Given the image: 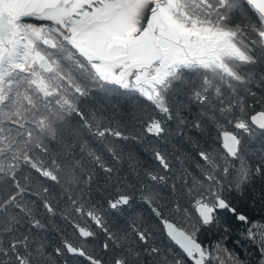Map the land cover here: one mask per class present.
Returning <instances> with one entry per match:
<instances>
[{"label":"snow or ice","instance_id":"snow-or-ice-1","mask_svg":"<svg viewBox=\"0 0 264 264\" xmlns=\"http://www.w3.org/2000/svg\"><path fill=\"white\" fill-rule=\"evenodd\" d=\"M257 79L264 0H0V264H264V218L224 197L264 178ZM225 210L243 259L197 239Z\"/></svg>","mask_w":264,"mask_h":264},{"label":"trees","instance_id":"trees-1","mask_svg":"<svg viewBox=\"0 0 264 264\" xmlns=\"http://www.w3.org/2000/svg\"><path fill=\"white\" fill-rule=\"evenodd\" d=\"M261 67L262 66L260 65L256 66L255 71L257 72V74H259ZM257 85H260V87L258 88ZM251 87L254 91H257L258 95L261 90H264V85H261L258 79ZM249 103H251L250 100ZM100 106L105 107L106 111L109 114L116 112L117 114L124 115L130 110L128 104L123 100H119L116 98L105 99L104 97L98 96L96 94H93L83 102V107H85L86 109L96 108ZM185 115L191 118V116L194 114H189L186 112ZM172 127L175 128L174 123L172 124ZM226 129L233 130L231 126H227ZM189 135H191L193 139H197L199 137V134L195 132H190ZM213 135H215V133H213ZM251 139L253 141L251 147H258L259 145L258 142L255 141V138L253 137ZM185 147H187V145H185ZM217 148L219 151H223V149L219 145H217ZM145 162L148 164V162L151 161L147 160V157H145ZM224 197L234 207L237 208L238 212L248 215L250 219L261 220L262 218H264V178H255L252 183H250L243 189H226L224 191ZM138 206L139 207H134V209L138 212H141L140 204H138ZM217 216V223L208 227H202L197 234V239L202 245H206V237H212L211 242H208L209 244L212 243V245H215L217 242H220L224 244L228 249L239 253L241 259L245 257L247 252L254 251V245L252 241L246 238V229L248 225L241 224L231 213L227 212L226 210L220 211ZM172 218L175 219L176 217ZM116 220V217L112 218L113 227L118 226ZM154 240L157 244L166 246V244L164 243L165 241H163L161 236L156 234ZM79 260L80 258H72L70 264H83V261L80 260L82 261L80 263L78 262Z\"/></svg>","mask_w":264,"mask_h":264},{"label":"flooded vegetation","instance_id":"flooded-vegetation-1","mask_svg":"<svg viewBox=\"0 0 264 264\" xmlns=\"http://www.w3.org/2000/svg\"><path fill=\"white\" fill-rule=\"evenodd\" d=\"M148 164H149V166H152V167L155 166L154 163H152V162H148ZM134 207H139V206H138V204H136V205H134ZM140 208H141V212L144 214V216H148V215H149V213H148V211H147V209H146L145 207H143L142 205H140ZM164 211H165V215H166L169 219H172V218H171V215H172V214L168 213L167 209H165ZM173 216H174V215H173ZM151 227L153 228V230L155 231V233H156L157 235L161 236V238L163 239V241H165L164 243L166 244V246L170 245V246H171L176 252H179L178 248H177L174 244H172V242L169 241V240L163 235V233H162V231H161V227H160L155 221H153ZM206 239H207V243H208V242H211L212 237H206ZM208 244H209V243H208Z\"/></svg>","mask_w":264,"mask_h":264},{"label":"rangeland","instance_id":"rangeland-1","mask_svg":"<svg viewBox=\"0 0 264 264\" xmlns=\"http://www.w3.org/2000/svg\"><path fill=\"white\" fill-rule=\"evenodd\" d=\"M29 22L40 23L39 21H33V20H31V19L29 20ZM150 167H152V166H150ZM172 217H175V216L171 215V218H172ZM172 219L175 220V219H177V218H175V219L172 218ZM177 222L179 223V221H177ZM181 225H182L181 227H187V225H184V224H181ZM210 245H212V243H211V244H208V245H207V243H206L205 246H210ZM91 248H92V246H89V250H92ZM80 260H81V259H80ZM80 260H79L78 262L81 263L82 261H80Z\"/></svg>","mask_w":264,"mask_h":264},{"label":"water","instance_id":"water-1","mask_svg":"<svg viewBox=\"0 0 264 264\" xmlns=\"http://www.w3.org/2000/svg\"><path fill=\"white\" fill-rule=\"evenodd\" d=\"M226 130H228V129H226ZM229 131H231V130H229ZM179 250V249H178Z\"/></svg>","mask_w":264,"mask_h":264},{"label":"bare ground","instance_id":"bare-ground-1","mask_svg":"<svg viewBox=\"0 0 264 264\" xmlns=\"http://www.w3.org/2000/svg\"><path fill=\"white\" fill-rule=\"evenodd\" d=\"M33 21H35V20H33Z\"/></svg>","mask_w":264,"mask_h":264}]
</instances>
